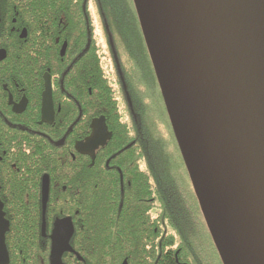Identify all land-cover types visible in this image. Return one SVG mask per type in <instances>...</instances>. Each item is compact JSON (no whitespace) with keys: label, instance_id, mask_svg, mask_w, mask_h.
Wrapping results in <instances>:
<instances>
[{"label":"flooded vegetation","instance_id":"obj_1","mask_svg":"<svg viewBox=\"0 0 264 264\" xmlns=\"http://www.w3.org/2000/svg\"><path fill=\"white\" fill-rule=\"evenodd\" d=\"M123 9L113 14L111 6L102 0H0V238L6 249V256L0 253V264H21L22 258L19 254L16 260H11L7 247L10 230L2 197L4 187L8 186L4 183L8 177L7 140L10 145L17 142L20 145L41 138L47 145L62 148L66 135L52 142L42 128L48 130L56 114L65 108L71 126L81 122L70 157L74 161L79 156L82 166L86 160L90 167L95 162L103 163L104 171L110 170L113 175V188L118 182V196L135 177L142 180L149 177L151 142L158 141V146H164L171 141L172 126L148 50L127 6ZM70 12L78 16L71 19ZM74 24L77 26L71 27ZM46 54L47 58L59 59L58 68L39 67V60ZM46 78L51 88V123L42 120L41 115ZM61 140L62 144L56 145ZM47 179L43 173L38 200L41 227L20 233L31 234V238L25 239L32 243L31 250L40 249L44 253L34 259L46 264H49L54 237L67 234L66 243L73 253H63L61 264H85L71 245L76 233L71 216L49 215L46 221L45 210L42 215L44 181L48 184L46 205L50 192ZM64 219H69L65 224L67 229H61L60 221ZM148 232L149 228L142 239L147 259L107 264L209 262L208 255L205 254V259L201 255L197 261V256L188 251L193 247L191 242L183 240L177 245L175 239L171 242L175 248L171 254L173 260L165 261L162 258L167 249L164 235L156 228L153 232H158L157 237H149ZM154 251L158 253L155 259L150 256ZM66 255L71 259L64 261Z\"/></svg>","mask_w":264,"mask_h":264},{"label":"water","instance_id":"obj_2","mask_svg":"<svg viewBox=\"0 0 264 264\" xmlns=\"http://www.w3.org/2000/svg\"><path fill=\"white\" fill-rule=\"evenodd\" d=\"M134 3L175 138L221 257L225 264H264V0ZM41 115L53 121L48 78ZM47 194L44 181L43 216ZM68 220L60 221L61 229ZM66 239L67 234L54 237L49 264H61L63 253H73ZM0 253L6 256L2 237Z\"/></svg>","mask_w":264,"mask_h":264},{"label":"trees","instance_id":"obj_3","mask_svg":"<svg viewBox=\"0 0 264 264\" xmlns=\"http://www.w3.org/2000/svg\"><path fill=\"white\" fill-rule=\"evenodd\" d=\"M102 1L111 6L113 14L123 12V6H127L147 49L134 0ZM69 14L71 19L78 16L77 13ZM74 26L77 25L71 27ZM59 63V59L47 58L46 54L39 60V67L56 69ZM70 123L65 108H61L54 124L48 130L42 128L47 131L52 142L66 135L62 148L47 145V141L41 138L20 145V142L10 145L7 140L5 164L8 177L4 183L8 186L4 187L2 197L5 200L3 210L10 230L7 247L11 260H16L20 254L21 264H46V261L34 259L36 255L44 253L40 249L31 250L32 243L25 240L31 238V234L20 233L41 227L39 185L41 175L46 173L50 192L45 220L49 215L71 216L76 230L71 245L85 264L147 259L142 240L147 228L149 237H157L158 232H153L154 228L164 235L167 249L162 258L165 261L173 260L171 254L175 252V248L171 242L175 239L177 245L183 240L188 244L191 242L193 247L188 251L197 256V261L201 260V255L205 259L206 254L209 262L205 264H225L172 127L171 141H167L164 146H158V141L151 142L149 177L143 180L135 177L122 195L118 196V182L113 188V175L110 170L104 171L103 163L99 165L95 162L90 167L89 160H86L82 166L79 156L76 155L74 161L70 157L81 122L73 126ZM39 151L42 153L39 154ZM15 166L16 169L13 168ZM30 198L37 200L28 201ZM119 199H122L120 203ZM157 254L154 251L150 256L155 259ZM70 259L69 255L64 257V261Z\"/></svg>","mask_w":264,"mask_h":264}]
</instances>
